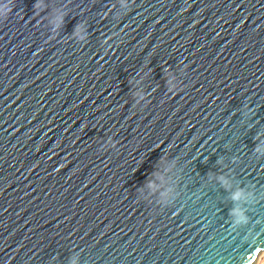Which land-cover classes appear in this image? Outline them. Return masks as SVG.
I'll list each match as a JSON object with an SVG mask.
<instances>
[{
  "label": "water",
  "instance_id": "95a60500",
  "mask_svg": "<svg viewBox=\"0 0 264 264\" xmlns=\"http://www.w3.org/2000/svg\"><path fill=\"white\" fill-rule=\"evenodd\" d=\"M0 9V264H252L264 0Z\"/></svg>",
  "mask_w": 264,
  "mask_h": 264
},
{
  "label": "clouds",
  "instance_id": "9594fccd",
  "mask_svg": "<svg viewBox=\"0 0 264 264\" xmlns=\"http://www.w3.org/2000/svg\"><path fill=\"white\" fill-rule=\"evenodd\" d=\"M2 12H3V10L0 9V13H2ZM241 196H242V193L241 192H236V193L233 194L232 199L233 200H238V199L241 198ZM232 214L235 215V216L240 217L241 219L244 218L243 217V214L241 212H239V210L234 209L233 212H232Z\"/></svg>",
  "mask_w": 264,
  "mask_h": 264
},
{
  "label": "built area",
  "instance_id": "2783aa9c",
  "mask_svg": "<svg viewBox=\"0 0 264 264\" xmlns=\"http://www.w3.org/2000/svg\"><path fill=\"white\" fill-rule=\"evenodd\" d=\"M252 264H264V251L254 260Z\"/></svg>",
  "mask_w": 264,
  "mask_h": 264
},
{
  "label": "bare ground",
  "instance_id": "6f19581e",
  "mask_svg": "<svg viewBox=\"0 0 264 264\" xmlns=\"http://www.w3.org/2000/svg\"><path fill=\"white\" fill-rule=\"evenodd\" d=\"M261 253H262V252L258 253V255L256 256V258H255V259H257V258H258V256H259Z\"/></svg>",
  "mask_w": 264,
  "mask_h": 264
}]
</instances>
